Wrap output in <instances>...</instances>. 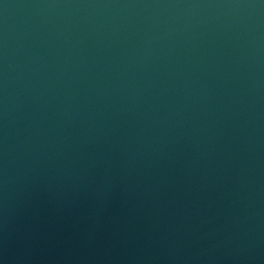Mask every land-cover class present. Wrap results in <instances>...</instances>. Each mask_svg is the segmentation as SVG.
<instances>
[{"label": "water", "instance_id": "water-1", "mask_svg": "<svg viewBox=\"0 0 264 264\" xmlns=\"http://www.w3.org/2000/svg\"><path fill=\"white\" fill-rule=\"evenodd\" d=\"M264 43V0H0V133Z\"/></svg>", "mask_w": 264, "mask_h": 264}]
</instances>
